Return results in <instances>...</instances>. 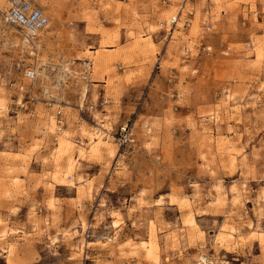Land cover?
Segmentation results:
<instances>
[{
  "label": "rangeland",
  "instance_id": "obj_1",
  "mask_svg": "<svg viewBox=\"0 0 264 264\" xmlns=\"http://www.w3.org/2000/svg\"><path fill=\"white\" fill-rule=\"evenodd\" d=\"M26 1L60 31L0 21V264H264V0Z\"/></svg>",
  "mask_w": 264,
  "mask_h": 264
},
{
  "label": "built area",
  "instance_id": "obj_2",
  "mask_svg": "<svg viewBox=\"0 0 264 264\" xmlns=\"http://www.w3.org/2000/svg\"><path fill=\"white\" fill-rule=\"evenodd\" d=\"M10 1L12 4L5 17L7 24L25 32L26 38L29 41H34L38 34L48 26L50 17L32 2L26 0ZM188 3H192V0H180L178 13L171 17L169 21L162 22L160 28L166 32H171L172 30L174 32L182 24L181 19ZM190 24L189 21H185L182 26L185 28ZM26 77L29 81H34L36 79V73L34 71H28ZM132 136L127 125L122 128L121 140L123 143L133 142ZM197 264H215V262L209 256L203 255L199 257Z\"/></svg>",
  "mask_w": 264,
  "mask_h": 264
},
{
  "label": "bare ground",
  "instance_id": "obj_3",
  "mask_svg": "<svg viewBox=\"0 0 264 264\" xmlns=\"http://www.w3.org/2000/svg\"><path fill=\"white\" fill-rule=\"evenodd\" d=\"M11 4L12 3L10 0H0V21H2V19H3V23H5L6 27H8V26H7L6 20L4 19L5 17H3V14L8 12V10L11 7ZM57 23H58L57 19L51 18L48 26L38 34L37 38L34 41H29L26 38L25 32H22L21 30H19L18 28L14 27V26H10L9 28H5L4 34H5L6 38H8V40L14 44L19 42V40H20L21 45H23V47H25L27 50H32L34 47H37V50L38 49L41 50L43 48V45L52 42L56 36L55 33L56 32L58 33L59 27H58ZM16 30L21 31V33H24L23 34L24 39L19 38ZM43 62H45V61L43 60ZM45 65H46V63H45ZM101 136H102V134H100L99 132H97V133L95 132L92 135H90V137H89L90 142H91L90 151H96L97 147L103 142ZM63 143H64V141H63ZM68 145H69V143H68ZM85 152H86L85 149L80 150V157H83V154ZM97 152H99V151H97ZM75 163H76V160L73 157L69 158V162H68L69 169H72L75 166ZM192 222H193V220L190 223H192Z\"/></svg>",
  "mask_w": 264,
  "mask_h": 264
},
{
  "label": "crops",
  "instance_id": "obj_4",
  "mask_svg": "<svg viewBox=\"0 0 264 264\" xmlns=\"http://www.w3.org/2000/svg\"><path fill=\"white\" fill-rule=\"evenodd\" d=\"M58 22V21H57ZM59 23V22H58ZM60 31V30H59Z\"/></svg>",
  "mask_w": 264,
  "mask_h": 264
}]
</instances>
